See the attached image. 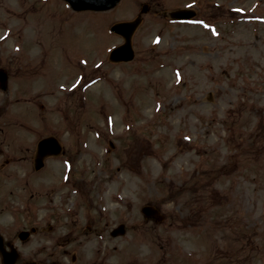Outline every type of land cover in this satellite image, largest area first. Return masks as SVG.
Segmentation results:
<instances>
[{"label":"rangeland","instance_id":"rangeland-1","mask_svg":"<svg viewBox=\"0 0 264 264\" xmlns=\"http://www.w3.org/2000/svg\"><path fill=\"white\" fill-rule=\"evenodd\" d=\"M141 2L200 13L202 3L220 6L208 7L209 31L199 16L167 23L149 11L133 36V63L92 67L82 80L79 70L91 59L106 62L122 41L109 25L133 18ZM0 67L8 75L0 90V209L10 211L7 200L31 201L21 217L0 215V231L18 246L15 264L29 256L69 264L64 258L76 248L103 264H264V0H122L102 14L74 13L60 0H0ZM78 82L89 95L62 99ZM64 113L66 127L79 122L87 132L65 139ZM226 122L235 123L236 145L229 131L222 136ZM51 125L66 140L64 154L34 170V144ZM81 148L103 163L76 154ZM68 172L80 199L61 192ZM145 204L164 219H144ZM120 223L125 234L110 237ZM31 226L24 242L10 232Z\"/></svg>","mask_w":264,"mask_h":264},{"label":"water","instance_id":"water-1","mask_svg":"<svg viewBox=\"0 0 264 264\" xmlns=\"http://www.w3.org/2000/svg\"><path fill=\"white\" fill-rule=\"evenodd\" d=\"M74 8H83V7H92V8H107L113 5L117 0H68ZM176 15L179 17L188 16L189 14L186 11H175L171 15ZM136 22L125 24V27L128 28L129 32L132 30ZM122 50H118L115 55V59L121 58ZM43 155V152L41 153ZM41 159V158H40ZM148 209L149 212L146 213L147 216H155L154 211L149 207H145L143 210ZM1 248V247H0ZM4 259L7 263H11L14 260L13 254H4Z\"/></svg>","mask_w":264,"mask_h":264},{"label":"bare ground","instance_id":"bare-ground-1","mask_svg":"<svg viewBox=\"0 0 264 264\" xmlns=\"http://www.w3.org/2000/svg\"><path fill=\"white\" fill-rule=\"evenodd\" d=\"M58 165L56 164V167H57Z\"/></svg>","mask_w":264,"mask_h":264}]
</instances>
